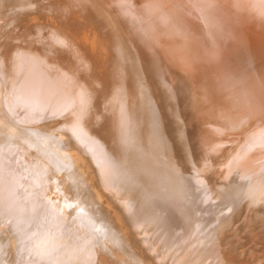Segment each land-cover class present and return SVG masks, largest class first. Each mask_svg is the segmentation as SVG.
Wrapping results in <instances>:
<instances>
[{"label": "bare ground", "instance_id": "bare-ground-1", "mask_svg": "<svg viewBox=\"0 0 264 264\" xmlns=\"http://www.w3.org/2000/svg\"><path fill=\"white\" fill-rule=\"evenodd\" d=\"M40 1L45 7L60 11L65 15L78 14V10L81 11L84 6L81 0ZM211 1L215 3V6H212L215 7L213 9H216L218 15L215 16L219 18L215 17L212 20L204 22L205 30L203 32H196L197 30L193 29L190 25L189 15L187 16L186 10L193 8L192 11L195 14H199V17L205 18L206 16L198 10L205 12L207 7L211 6L212 3H209ZM97 2L111 27L107 23L108 30L106 34L104 29H100L98 26L93 29L88 28L87 30V23H85L82 25H85L83 29L87 31H85V34L82 31V34L83 41L87 43L96 58V61L91 60L87 71L92 72L91 76L95 78L96 73L94 74V72L99 71L96 70V62L104 61V70L113 79L111 86L106 81L104 83L101 82V84L99 82L102 85L100 88L103 91L101 94L104 96L103 104L105 102L111 104L112 117L110 118L115 120V123H118V125H114L115 128H112L118 131L121 130L120 125H130L132 128H137L140 125L139 127L144 129L143 124L152 121L153 126L151 128H156V131L153 132L154 136L151 140L148 138L140 139L139 136V141H136V139L130 148L126 147L124 149L125 154L128 156V158H123L124 162L130 165H134L135 163L133 172L135 178L127 174V172L118 171L115 167L108 168L107 166H102L105 164L99 165L95 157L89 156L92 154L88 155L86 153L87 149H83L84 147L82 148L81 143L70 139V136L69 138L67 135L60 136L58 135L59 133H57V136H50L45 133V135L39 134L38 138L40 137L41 140L35 141L34 139L36 138H32L35 142L36 153L34 151L35 155H33L34 157L30 156V159L33 164L37 163L36 166L39 163L42 164V168L47 172L44 171L47 174V181L43 180V183L41 182L43 186L40 185L43 187V194L48 196L50 203L54 207H61L64 210L71 220L68 227L75 229L79 227L77 223L81 224V222L83 226L80 227H91L92 220L90 221L87 217L86 213L89 212H86L87 208L91 213L93 209L95 210L99 207H103L109 211L112 206H115L117 208L115 213L123 218L120 220L122 225L120 228L118 227V229H121L119 232L120 236H123L126 240L128 239L133 245L132 248L135 246L138 249L137 254L140 256L139 259H144V264H264V176L258 174L259 170L256 167H249L248 164V166H243L244 168L240 174L238 173L239 175L232 170L238 178H233L234 180H230V182L222 180L221 183L210 186V182L208 181L210 180V176L205 172L206 169L196 167L195 161L203 162L202 158L212 156L217 148L212 145H210L212 147H208L209 144L206 145V142L205 145L207 147L202 145L194 147L191 143H186L185 129H188V132L193 133V135L198 134L209 139L212 135L210 134L211 130L217 127L214 122L215 116L212 114L213 110H211L213 107L205 109L198 115V118L190 117L184 123V131H179L169 126L166 119L165 122L161 119L162 124L159 123V119L157 120L153 113V103L151 104L148 100L149 97L152 100L153 95L150 90H153L152 85L157 83L158 78L159 83L162 80L166 84V87L169 88L171 85L175 87V89L173 87L172 90L170 89L172 94H169L165 89L163 90V95L167 99L173 93L175 98L179 99L177 94L179 92L186 93V88L190 84L196 94L193 106L198 105L202 100L204 102L209 97L221 96L222 101L219 100L221 101L220 105L223 104L233 111L234 107H241L240 114L236 113V115L227 117L225 120L224 125L228 126V128L235 129L239 120L238 118L241 120L245 119L246 121L254 120L258 117H260V120L261 118L264 119V0H97ZM129 2L132 3L129 4ZM0 3L1 5L4 4L2 1ZM8 5L6 6L9 9ZM212 6L208 9H212ZM32 7L34 8V6ZM45 7L43 8L44 11ZM129 8L134 11L138 10L137 12L141 14L140 18H138L140 29L137 31L140 36L146 38V44L141 41L137 33L130 31L128 20ZM24 12H22L23 19L25 18ZM22 13L17 12V15H22ZM38 13L41 12L38 11ZM188 13L191 12L188 11ZM5 14H10V12H5ZM76 17L73 16V19ZM111 28L116 31V35ZM60 31L62 32V30ZM35 39L28 41L35 42L37 41ZM23 42H26V40ZM42 45L43 47L46 46ZM53 48L44 49V60L62 63L67 68L72 66L73 60L70 56L67 57V54L64 55L57 48ZM50 71L51 65L46 61H43L40 65L39 73L33 67L28 66L25 74L23 72V85L28 90H39L44 99L50 100L55 97L59 104H63L68 97L66 93L70 91L69 86H64L61 81L53 83V80L56 82V77H54L55 75L49 76ZM41 75L46 77L45 79L51 83L37 86V80L38 78H42ZM155 76L156 79L154 78ZM242 83L245 84L243 85ZM36 86L38 90L35 89ZM54 87L58 88V90L56 89V95L53 93ZM140 92L141 95L142 93L144 95L145 92L146 94L144 95V100L138 101L137 98ZM171 99H174V97ZM217 101L216 103H218ZM138 103H140V106L143 105L141 113H137ZM167 106L171 107L168 104ZM191 106L192 103L187 106L189 110ZM147 110L152 111L154 115L150 116L146 114ZM127 116L130 118L127 119ZM126 119L129 121H127L128 123ZM104 122L106 123L105 119ZM110 122L107 120L108 124L106 123L109 127H111L109 125ZM254 123L255 125L257 123L259 125V122ZM245 126H247L246 122ZM251 127L254 128V124ZM240 129H237V132ZM110 131L114 132V130ZM32 139L30 138V140ZM123 140L124 142L126 141L125 139ZM238 140L240 141V139ZM261 140L262 138L260 139V143ZM17 141L15 143L18 145ZM20 141L22 140L20 139ZM172 141L175 143L174 147L176 148L177 146L181 150L179 152L181 154L174 151L173 146L169 147L168 144H171ZM230 144L232 145V143ZM29 145L32 146L31 143ZM246 145L250 147V144ZM243 146L240 147L242 148ZM251 146L254 145L252 144ZM17 148H19V145ZM162 149L165 151L163 157L160 155ZM84 150L86 151L84 152ZM248 150L246 151L247 153ZM78 152L82 154L83 158L78 155ZM24 155L26 154L24 153ZM252 156L256 155L253 154ZM184 157L189 158V160L192 159V164ZM236 159L237 155L234 160ZM213 160L210 157L208 162L211 163ZM261 163L263 166V162ZM207 165L205 164L206 167ZM65 167L68 170L66 179L60 176V171ZM225 175L227 176V174ZM233 185L235 188H233ZM224 198H228L226 207L220 205ZM97 200L102 201L103 204H98ZM96 203L99 206H96ZM108 211L105 212L107 213ZM80 214H84L83 217ZM170 214L178 221L179 229L173 228L169 223V219H173ZM119 216H117L118 219L120 218ZM246 220L247 224H245ZM244 224L246 227H244ZM114 226H116L115 223ZM244 228H246V231L243 234ZM205 231L213 233L211 235L213 236V240L210 245L202 244L203 242L200 240V237L207 240L205 236H202ZM90 233L85 231V234L88 236ZM207 234L204 233V235ZM65 239L63 245L69 251L59 252L60 257L64 260H72L73 263L71 264H96L98 262L96 261L99 254L97 251L99 249L100 251L102 250L100 247L102 243L100 245L97 243L99 249L95 245L96 240L99 238L94 240L95 243L92 244L91 250H87L83 255L79 250V245L76 242L77 239L76 241L70 240L69 236L65 237ZM92 241L90 239L91 243ZM208 242L209 240H207ZM50 243L52 244V242ZM55 246L57 247V244ZM127 247L125 248L128 249ZM135 247L133 248L134 253L137 251ZM132 248L130 249L131 252ZM40 249L42 248L40 247ZM100 255L101 257L99 258L102 259L101 264L124 263L121 258L118 259L122 256L118 258L114 257L115 259H113L103 251ZM141 263L143 264L142 260Z\"/></svg>", "mask_w": 264, "mask_h": 264}, {"label": "rangeland", "instance_id": "rangeland-1", "mask_svg": "<svg viewBox=\"0 0 264 264\" xmlns=\"http://www.w3.org/2000/svg\"><path fill=\"white\" fill-rule=\"evenodd\" d=\"M1 1L4 4L1 5L0 3V7H1L0 10L3 8L0 11V87H1L0 88V103H2L0 104V141H1L0 142V239H1L0 240V264H47V263L48 264H71L73 263L72 260H69V259L64 260L59 255L60 251H65V250L69 251V249L65 245H63L64 244L63 242L66 240L65 237H68V236L70 240L76 241L77 239L76 242L79 245V250L82 255L86 253L87 250L89 249L91 250L93 246L92 244L95 243L94 240L99 238L100 240L99 239L96 240L95 247L97 246V248L99 249L98 244L100 245V243H102L100 245L102 250L100 251V249L99 250L97 249L98 250L97 252L99 254L97 255L96 261H98L99 263L96 262V264L102 263V259L99 258L101 257L100 254L102 251L110 255L113 259L118 258L119 256H122V257H119L118 259L121 258V260H123L122 262H124L123 264L125 263L142 264L141 260L144 264L145 262L144 259H141V258L139 259L140 256L137 254L138 249H136V247L134 246L135 249L137 250L136 253H134L135 252L133 250L134 247L132 248L133 245L131 244V242L128 241V239L126 240V238L124 239L123 236H120L121 234L119 232L121 229H118V227L120 228V226L122 225V222L120 220H122L123 218L119 216L117 213H115V211H117V208L115 206H112L111 207L112 209L110 208L109 211L108 209L99 207L101 209L99 208L95 210L93 209L91 213H90V210H88L87 208L86 212L89 211L88 213H86L87 217L89 218L90 221L92 220L91 221L92 225L90 224L91 227H88V228L80 227V226H83L82 222L81 224L77 223V226L79 227L76 229L73 227H68V225H70L71 223V220L66 215L64 210L61 207H57V208L54 207L50 203L48 196L46 194H43L44 191H43V187L41 186H43L42 184L43 180H45V182L47 181L46 180L47 174H45L46 171L42 168L43 165L39 163L38 166H36L37 163L33 164V162H31V159H30V156L34 157L33 155H35L36 153L34 140L37 141L40 139V137L38 138L39 134L41 135L42 133L43 135L45 133L46 135H50V136L56 135L57 136V133H59L58 135L60 136L67 135L68 138L70 136V139L72 140L74 139L76 142L77 141L80 142L82 145V148L84 147L83 149L85 148L87 149V151L84 150V152L86 151L88 155L92 154L89 156H94L95 160L97 161L99 165L105 164L102 166L104 167L107 166L108 168L115 167L117 168L118 171L127 172V174L135 178L133 174L135 163L134 165L132 164L133 165L132 166L129 163L124 162L123 158H126V157L128 158V156L125 154L124 149L126 147L130 148L136 139H137L136 141H139L141 138L143 139L148 138L151 140L152 137L154 136L153 132L156 131V128H151V126H153V122L149 121L143 124L144 129L142 127H139L140 125L137 128H132L130 125H126V126L120 125L121 130H118L119 132L117 130L115 131L114 125L115 124L118 125V123L117 122L115 123L114 122L115 120L110 118L112 117L111 104H109V102H105L103 104L104 96L101 94L103 91H101V88H100L102 86L100 85L101 82L104 83L105 81L107 82L109 86H111L113 79L111 75L106 74V71L104 70L105 68L103 65L104 61L96 62V66H97L96 70H99V71L95 70L96 71L94 72V74L96 73L95 78L91 76L92 72L87 71L91 60L96 61V58H95L93 51L90 50V47L87 45V43L83 41L82 31H84V34H85L86 33L85 31H87L88 28L93 29L94 27L98 26L100 27V29L103 28L105 33L107 34V30H108L107 23L109 24L107 17L101 10L97 0H81L82 3L84 4L83 8L82 9L79 8L81 9V11L78 10V14L76 13L73 15L72 14L65 15L60 11H57V10L55 11V9L47 8L45 7V5L41 4L40 0H4V2L3 0H0V2ZM57 1L58 0H56V2ZM131 3L132 2H129V4ZM209 3H212L211 6L215 4L212 1ZM6 5H8L9 9L7 8ZM29 6H31V8H29ZM32 6H34V8ZM211 6L207 7V10L205 11L206 13L197 9L199 12L203 13L204 16H206L205 18L199 17V14H195V12L192 11L193 8L186 10L187 16L189 15L188 18L191 23L190 25L193 29L197 30L196 32H203L205 30L204 22L210 19L212 20L218 16L216 9H213L215 5L212 6V9H208V8H211ZM44 7L47 13L44 11L43 9ZM193 7H194V4H193ZM5 8H7L6 11H4ZM21 11L22 12L25 11L24 19H23V13ZM38 11L41 13H38ZM137 11H134L133 9L129 8V11H128L129 14L127 13L130 31L137 33L141 41L144 42V44H146V41H145L146 38L140 36V34L137 31L140 29L138 18H140L141 16V14L138 13ZM188 11H190L191 13H188ZM5 12L6 13L10 12V14H5ZM17 12L20 14L22 13V15L20 14L17 15ZM15 14L16 16H14ZM73 16H77L80 19L77 17L73 19ZM77 20L79 23L76 22ZM85 23H87L86 25L87 30L83 29L85 28V25H82V24H85ZM64 28L66 31L64 30ZM60 30H62V32ZM112 31L116 35V31L113 29ZM79 37H82V38H79ZM31 39L32 41L33 39L37 40L35 41L36 43L32 41H28ZM25 40L26 42H23ZM42 44L46 46L43 47ZM53 46H55V48H53ZM50 47H52L53 49L57 48L59 51L62 52V54L64 55L67 54L66 55L67 57L70 56L73 60L72 66L67 68L62 63L60 64L52 60L51 61L44 60V57H43L44 49L50 48ZM43 61H46L47 63L51 65V71H50L51 73L48 75L49 76L55 75L54 77H56L55 79L56 82H54V80L53 81L51 80L53 83H59V81H61L63 82L64 86L65 85L69 86L70 91H68L67 89V91L69 92V93H66L68 97L66 98L65 102H63V104L61 103L59 104L58 101H56L55 97L53 96H52L53 97L52 99L47 100V99H44V97L41 95L40 91L37 89V86L38 85L42 86V84L51 83V82H48V80L45 79L46 77H43L42 75H41L42 78H38L37 80V86L35 89H37L38 91H33L34 89L28 90L23 85L24 83L23 78H24L26 68L28 66H31L34 69H36L37 73H39L40 65L42 64ZM154 78L156 79V76ZM156 82L158 84L157 83L153 84L152 85L153 90H150L153 95V96L151 95L152 100H151V97H149L148 99L151 104L153 103L152 107L154 106L153 113L155 115L152 113V111L147 110V112L146 111L145 112L146 114L150 116L152 114L156 116V119L157 120L159 119V123L161 124H162V120L163 122H165V119H166V122L168 121L167 124L173 127L174 130L184 131L183 127H185L184 123L186 122V120H188L190 117L198 118V115L202 113L205 109L213 107V109L211 110H213L212 114H214L215 116L214 122L217 126L216 129L213 128L211 130L210 134H212L211 136L213 138L210 136V138L207 139L205 136L204 138L202 136H199L198 134L193 135V133L188 132V129H185V132H186L185 137L187 140L186 143H191L192 145H194V147H196L197 145L206 146L209 144L208 147L215 146V148H217V150L212 154V156H210L212 157V159H214L211 163L208 162L210 157L208 158L204 157V159L202 158V161L204 160L203 162H198L197 160H196L197 162L195 161L196 167L198 168L203 167L206 169L205 172L208 174V176H210L209 177L210 180H208L210 182V186L216 185L217 183H221L222 180L230 182V180L232 181L238 178L237 175L240 174L241 170L244 168L243 166L244 165L248 166V164H249V167L250 166L256 167L259 170L258 174L261 176H264L263 175L264 174V139H263L264 138V128H263L264 119L261 118L260 120L259 119L260 117H258L254 120H247L248 121L247 122L245 119L241 120L240 118H238L239 122L237 121V125L235 129L228 128V126L224 125L225 120L227 119V117L236 115V113L240 114L241 107L236 106L233 108L234 109L233 111L229 107L224 106L223 104L220 105V102L222 101L221 96L209 97V99H205L204 102L202 100L200 103H198V105L193 106L194 101L196 99V94L194 93V88L190 84L186 88V93L183 94V92H179V93L177 92L179 99L175 98L174 93L173 95L169 97V99H167L163 95V90L165 89L166 91H168L169 94H172V91H170V89L172 90L173 85L169 86L168 88L166 87V84L162 82V80L159 83L158 78ZM78 83L80 84L78 85ZM242 84L244 85L245 83H242ZM155 88L156 90L157 89L158 90L156 91ZM173 88L175 89V87ZM56 89L58 90L57 87L56 88L54 87V90H53L54 95H56V92H57ZM190 89L191 91L192 90L193 91L191 92ZM1 95H2V98H1ZM144 95L143 93L141 95V92H140V95L138 96L137 100L138 101L144 100ZM173 97L174 99H171ZM178 100L179 102H177ZM173 101L175 102L173 103ZM216 101L219 104L216 103ZM191 103H192V106L189 110L187 106L189 104L191 105ZM106 104H108L109 106ZM139 104L140 103L137 104V113H141L142 111L141 107L143 105L140 106ZM167 104L171 107H168ZM138 105H139L140 111H139ZM224 114L226 117L224 116ZM50 117L52 118L49 120ZM103 118L105 119L106 123H107V120L108 122L111 121L109 123L111 127L107 125L108 123L106 124L104 122ZM128 118L130 117L127 116V119ZM127 119H126V122L128 121ZM258 119L259 121H257ZM245 122L247 126H245ZM254 122L256 123L259 122V125L257 123L256 124L257 126H256ZM252 124H254V126L256 127V128L254 127L255 130L253 127H251ZM99 128L100 130H98ZM217 128L219 129L217 130ZM239 128L241 129L238 130L237 132V129ZM244 128L245 129L248 128V129L245 130ZM110 130H114V132ZM33 132L34 133L37 132V133L34 134ZM118 134H121V135L118 136ZM139 136H140V139L138 138ZM19 137L23 142L20 141ZM29 137L31 139L32 138L33 139L36 138V139L34 140L32 139L33 140L32 141L30 140ZM261 138L262 140L260 143ZM123 139H125L126 141L124 142ZM238 139H240L241 142ZM15 140L16 141L18 140L17 143L19 145V148H17L18 145L15 143L16 142ZM205 142L207 143L206 145H205ZM29 143H31L32 146L29 145ZM172 143L168 144L169 147L173 146L172 147L173 150L179 153L181 150L178 149L177 146L175 148L174 147L175 143H173V145ZM230 143H232V145ZM251 143L254 146H251L252 145ZM228 144L229 146L230 145L231 146L229 147ZM246 144H250L251 148L249 147V145H246ZM22 145H24L23 148H22ZM25 145L27 146L25 147ZM239 145L240 146L244 145V146L241 148ZM28 146H31L29 147L30 149L27 148ZM226 147L228 148L226 149ZM24 148L25 150H23ZM240 148L241 150L238 151V149ZM248 149L251 151H249ZM163 150L164 149H162L161 150L162 152H160V155L162 157L165 155V151ZM224 150H226V152H224ZM247 150H248V153L246 152ZM91 151H93L94 153L93 152L90 153ZM23 152L26 155L29 153L28 154L29 156L24 155ZM252 153L255 154L256 156H252L253 155ZM22 154L23 156H21ZM78 155L82 157V154L80 152H78ZM236 155H237V159L234 160L236 158ZM184 158L186 160H189V158L187 157H184ZM222 159H224L225 163L224 161H222ZM247 159H249V161H247ZM191 160L192 159H190L189 161L191 162ZM261 162H263V166L261 165L262 164ZM205 164L206 165L208 164L207 167L208 166L209 167L207 168ZM25 165L26 167H24ZM259 166H261L260 167L261 169L259 168ZM36 169L38 170V172ZM230 170L231 171L234 170L237 173V175L234 171H232L233 172L232 173ZM67 172L68 170L66 167L62 171H60L61 178L64 177V179H66ZM225 174H227V176ZM32 179L34 180V183ZM233 188H235V186ZM227 201H228V198L222 199V203L220 205L222 207L223 206L226 207L228 203ZM97 203L101 205L103 204V202L100 200H97ZM97 203H96V206H99ZM29 207L31 208L29 209ZM113 208H115L116 210ZM105 211H108L109 213L107 212L108 213L107 214ZM83 215L84 214L82 215L80 214V216L82 217ZM117 216H119L120 218L118 219ZM109 221L110 223H108ZM113 222L115 223L116 226H114ZM245 222H246L245 224L248 223L247 220ZM169 223L171 224L173 228L176 227L175 229L180 228L179 223L175 219V217L173 219L170 218ZM245 224H244V227H246ZM247 227H249V225H247ZM243 230L244 231H242V233L244 234L246 231V228H244ZM85 231L89 233L91 232L90 235L89 236L86 235ZM204 233H208V234L204 235ZM204 233L202 234V236L203 237L205 236L207 240H209V242L207 243V240L205 238L200 237V240L203 242L202 243L200 241V243L202 244L205 243V245H210V243L213 240V236H211L213 233H211L210 231H205ZM93 236L94 237L96 236V237L94 238ZM90 239L93 240L92 243L90 242ZM116 240L118 241L116 242ZM42 242L44 243L40 245ZM50 242H52V244ZM45 243L47 246L45 245ZM55 243L57 244V247L55 246L56 245ZM116 243H120V244H116ZM128 244L131 247H129ZM40 247L42 249H40ZM125 247H127L128 249H126ZM131 248H132V252L134 251L133 253L130 250ZM116 254L117 255L119 254V255L117 256Z\"/></svg>", "mask_w": 264, "mask_h": 264}]
</instances>
